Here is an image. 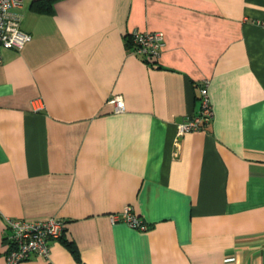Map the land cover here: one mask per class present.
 I'll return each instance as SVG.
<instances>
[{"label":"crops","instance_id":"0c3cea01","mask_svg":"<svg viewBox=\"0 0 264 264\" xmlns=\"http://www.w3.org/2000/svg\"><path fill=\"white\" fill-rule=\"evenodd\" d=\"M32 2L0 62V264L6 216L65 221L20 264H264V0ZM205 81L213 116L178 136Z\"/></svg>","mask_w":264,"mask_h":264},{"label":"built area","instance_id":"2783aa9c","mask_svg":"<svg viewBox=\"0 0 264 264\" xmlns=\"http://www.w3.org/2000/svg\"><path fill=\"white\" fill-rule=\"evenodd\" d=\"M21 2L22 0H0V62L3 61L4 49L20 50L32 39L31 32L22 27L21 15L14 9ZM131 36L137 52L154 62L164 44L162 32L136 29ZM206 84L207 81L201 88L202 105L199 113L178 124V136L183 135L186 131L201 128L212 118L213 108ZM111 102L115 104L117 111L125 109L121 95L114 96ZM131 210V206L127 205L121 214H111V219L113 221L124 219L132 227L146 229L148 225ZM3 219L6 228L9 229L6 236L7 249L4 264H20L33 256L48 258L51 251V240L62 236L65 231V221L58 217L28 220L6 216Z\"/></svg>","mask_w":264,"mask_h":264},{"label":"trees","instance_id":"16d2710c","mask_svg":"<svg viewBox=\"0 0 264 264\" xmlns=\"http://www.w3.org/2000/svg\"><path fill=\"white\" fill-rule=\"evenodd\" d=\"M56 0H33L31 7L37 11H50V9L53 6V3ZM66 245L69 247V249L73 252V254L77 255L78 250L71 242L66 241Z\"/></svg>","mask_w":264,"mask_h":264}]
</instances>
